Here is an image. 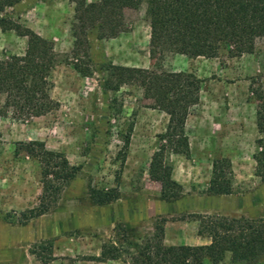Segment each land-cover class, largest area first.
Segmentation results:
<instances>
[{
    "label": "rangeland",
    "instance_id": "rangeland-1",
    "mask_svg": "<svg viewBox=\"0 0 264 264\" xmlns=\"http://www.w3.org/2000/svg\"><path fill=\"white\" fill-rule=\"evenodd\" d=\"M3 17L54 44L57 64L50 80L57 107L21 120L1 114L5 96L0 95V264H131L93 260L103 244L116 238L119 227L140 241L161 224L166 245L205 246L211 240L199 234V216L264 218V181L256 176L255 160L262 138L257 116L264 100L255 92L264 96V40L256 53L238 57H231L226 47L215 58L166 57L167 71L193 74L201 85L200 102L186 124L189 156L166 154L173 179L183 186L182 196L168 201L149 171L169 116L138 85L117 93L104 86V69L111 63L151 67L146 7L127 12L126 29L117 37L100 39L97 28L89 32V77L74 67L71 0H24L0 13ZM27 43L26 37L0 28V60L23 56ZM34 141L64 153L80 172L53 210L20 225V215L38 205L42 186L39 164L25 154L17 156L16 148ZM223 159L232 164L234 192L208 194L213 163ZM112 190L115 200L98 201ZM230 261L227 255L223 264Z\"/></svg>",
    "mask_w": 264,
    "mask_h": 264
},
{
    "label": "trees",
    "instance_id": "trees-1",
    "mask_svg": "<svg viewBox=\"0 0 264 264\" xmlns=\"http://www.w3.org/2000/svg\"><path fill=\"white\" fill-rule=\"evenodd\" d=\"M24 0H0V13ZM75 4L73 55L76 71L89 77L93 71L89 32L98 29L99 38H114L126 29L127 12L146 7L151 28V67L148 69L109 64L105 67V89L117 93L124 86L138 85L155 108L169 116L162 136L163 145L154 153L150 177L162 187L168 201L179 199L183 186L173 179V168L166 161L167 152L189 156L190 143L186 124L191 110L200 102L199 79L190 73L170 72L164 68L169 54L191 58H215L223 47L231 57L254 54L264 40V0H71ZM3 32L15 31L28 39L23 56L0 60V95L5 96L1 114L14 118L41 117L56 109L51 97V73L57 64L54 44L10 17L0 18ZM82 57L84 59H82ZM87 60H86V59ZM255 94L264 100L262 92ZM257 125L262 138L255 155L256 176L264 181V104L258 111ZM27 155L40 167L42 191L36 207L23 212L19 224L41 217L53 210L65 190L80 172L62 152L49 150L43 142H20L16 155ZM112 190L98 201L117 198ZM234 178L230 161L215 160L208 188L211 195H230ZM199 234L211 242L205 246H168L164 226L140 241L132 239L124 227L116 229V238L103 244L98 262L129 260L131 264H223L227 255L231 264H260L264 259V218H227L199 216Z\"/></svg>",
    "mask_w": 264,
    "mask_h": 264
}]
</instances>
